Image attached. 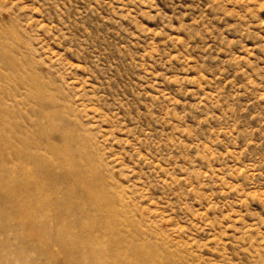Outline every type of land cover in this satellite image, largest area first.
<instances>
[{
  "label": "rangeland",
  "instance_id": "1",
  "mask_svg": "<svg viewBox=\"0 0 264 264\" xmlns=\"http://www.w3.org/2000/svg\"><path fill=\"white\" fill-rule=\"evenodd\" d=\"M94 258L264 264V0H0V264Z\"/></svg>",
  "mask_w": 264,
  "mask_h": 264
},
{
  "label": "bare ground",
  "instance_id": "2",
  "mask_svg": "<svg viewBox=\"0 0 264 264\" xmlns=\"http://www.w3.org/2000/svg\"><path fill=\"white\" fill-rule=\"evenodd\" d=\"M76 179H75V181H77V182H79V184H81L82 182L84 183V182H89V179L87 180H83L82 179V177L81 176H79L78 174H76V177H75ZM86 178V177H85ZM17 186H21L22 187V184H21V182H18L17 181ZM87 193H89V195H90V197H93V198H97V196H95L94 195V193H92V189L91 188H87ZM19 203H20V208H19V205H18V208H19V210H21V211H23V212H25V214H26V217H28L29 219H30V221H31V224H30V226L31 227H33L34 226V221H36V220H34L37 216V214L38 213H36L35 212V210H36V208L38 207V204H36L35 206H33V205H31L28 201H26V200H20L19 201ZM39 205H40V203H39ZM40 207H43V205L41 206L40 205ZM29 216H28V215ZM29 223V222H28ZM86 229V228H85ZM87 230V229H86ZM89 230V229H88ZM70 237V236H69ZM74 238V237H73ZM83 238V237H82ZM84 240H82V242L83 241H85V238H83ZM66 240H67V238H66ZM74 241V240H73ZM73 241H72V238L69 240V238H68V241H67V243H68V245L71 247V250L70 251H72V252H78V248H77V243H76V241H75V243H76V246H75V244L73 243ZM80 241V240H79ZM86 243L90 246L91 244L93 245V242H94V240L92 239V237L91 236H89L88 235V237L86 238ZM79 243V242H78ZM82 244H84V243H82ZM81 244V245H82ZM84 246V245H83ZM78 247H80V246H78ZM88 248V247H87ZM70 249V248H69ZM89 249V250H88ZM87 250H88V252H87V256L88 257H95L96 256V252H95V250H93V248H88ZM74 253V254H75ZM86 256V257H87ZM95 264H102V263H100L98 260H96L95 258H94V261H93ZM93 263V264H94Z\"/></svg>",
  "mask_w": 264,
  "mask_h": 264
}]
</instances>
